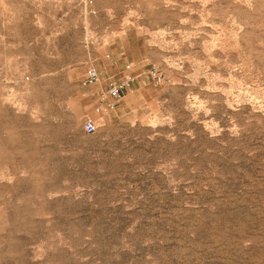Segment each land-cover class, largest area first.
<instances>
[{
    "label": "rangeland",
    "instance_id": "rangeland-1",
    "mask_svg": "<svg viewBox=\"0 0 264 264\" xmlns=\"http://www.w3.org/2000/svg\"><path fill=\"white\" fill-rule=\"evenodd\" d=\"M0 264H264V0H0Z\"/></svg>",
    "mask_w": 264,
    "mask_h": 264
},
{
    "label": "built area",
    "instance_id": "built-area-1",
    "mask_svg": "<svg viewBox=\"0 0 264 264\" xmlns=\"http://www.w3.org/2000/svg\"><path fill=\"white\" fill-rule=\"evenodd\" d=\"M126 69H129V66L126 67ZM157 77V75H156ZM159 78V77H157ZM99 81V73L93 69L89 68L85 72V77L82 82V86L87 87L91 86ZM132 82V78L127 76L124 77L122 81H109L107 84V87L105 90H103L100 93V100L102 102L112 100L117 101L120 99L121 94L123 91H125L127 88H129L130 83ZM113 103L109 105V107H112ZM83 130L86 134H94L96 131L95 124L92 120L88 119L83 124Z\"/></svg>",
    "mask_w": 264,
    "mask_h": 264
}]
</instances>
